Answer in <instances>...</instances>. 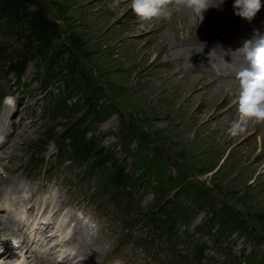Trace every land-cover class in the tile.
Here are the masks:
<instances>
[{"label":"rangeland","instance_id":"374dc122","mask_svg":"<svg viewBox=\"0 0 264 264\" xmlns=\"http://www.w3.org/2000/svg\"><path fill=\"white\" fill-rule=\"evenodd\" d=\"M40 1L49 18L60 26L59 42L72 48L88 77L82 94H95L101 107L111 113L97 121V116L91 113L92 107L82 105L81 100L82 107L73 106L69 117H54L53 112L47 111L49 104L66 99L73 105L80 94L71 97L73 90L69 92L64 77L59 76L49 80L48 90L43 93L40 80L43 72L35 62L29 63L21 83L15 81L13 74L7 78L2 75L0 124L5 122L9 132L7 140L0 135V164H4L0 165V178L8 177L9 182L0 186V230L6 221L13 223L9 230L0 232V264L60 263L56 255L65 250L64 246L42 259L31 249L24 254L22 247H8L9 243L16 245L18 241V217L20 210L29 205L30 194L38 192L31 203L36 210L35 201L40 203L47 190L51 207L55 205L54 208L62 210L52 229L53 242L71 236L70 244L76 252L65 264L179 263L170 252L172 239L167 244L159 240L156 245L146 241L152 232L147 218L141 215L158 205L155 182L159 175L156 174V179L149 174L145 185L146 177L137 171L140 187L130 190L132 197L125 196L118 202L104 193L101 175L89 173L86 163L79 166L62 155L61 138L50 141L39 160H35L30 145L41 142L46 127L57 124L56 131L61 133L78 120L93 126L92 131L101 143L128 163L132 164L137 152L152 156L157 150L163 159L161 175L165 180L178 182L182 176V186L192 187L201 194L203 207L192 205L190 208L196 210L192 218L178 227L181 237L177 239L173 235V242H177L176 248L182 254L191 258L195 243L203 242L204 264H229L232 253L239 261L247 254L264 255V132L245 126V131L230 136L228 128L240 119L241 103L236 96L224 92L219 82L226 78L240 81L243 70L234 72L226 65L218 67L209 61L194 65L189 57L194 51L208 54V50H203L206 43L197 41L193 45L191 37L206 31L205 21L224 13L230 5L224 1L223 8L222 5L208 8L200 22L201 17L190 9L174 4L169 5L170 19L141 20L131 10L130 0ZM209 3L218 4L219 0ZM244 21L235 24L233 30L240 32L246 27V34L254 36L260 29L258 24L264 25V13L258 11L250 21ZM210 33L217 36L216 31ZM261 34L264 35V28ZM233 42L227 37L218 43L217 49H227L228 56L234 57L240 47ZM1 45L11 51L23 46L11 34H0ZM181 68L183 71H179ZM219 70L223 71L219 73ZM215 78L218 80L213 82ZM4 95L15 98L14 106L4 103ZM198 125L205 133L218 128L222 139L231 140L222 142L224 148L214 160H211L216 150L211 147L214 140L208 145L211 152L203 147L189 148L193 146L194 141L188 140L194 131L188 127ZM241 154L247 160L241 159ZM178 185L167 194L165 203L178 196L181 189ZM179 199L183 203L189 201L185 197ZM222 206L244 220L250 237L235 232L228 239L215 240L212 235L217 234L216 225L199 229L211 210ZM84 242L92 247L85 249ZM6 249L12 253L2 254Z\"/></svg>","mask_w":264,"mask_h":264},{"label":"trees","instance_id":"16d2710c","mask_svg":"<svg viewBox=\"0 0 264 264\" xmlns=\"http://www.w3.org/2000/svg\"><path fill=\"white\" fill-rule=\"evenodd\" d=\"M0 34H11L18 38L23 45L16 51L0 46V81L3 80L2 75L3 78H7L13 74L15 81L18 80L21 83L27 73L29 63L35 62L43 72L40 77L44 85L43 93L48 90L46 84L49 80L59 76L64 77L63 82L69 92L73 90V94H69L71 97L74 98L75 93L80 94L73 105L68 104L66 99L56 100L53 105L49 104L47 111L50 114L53 112L54 117L57 115L69 117L72 107L81 105V100H83L82 105L86 103L88 107H92L91 113L97 116V121H102L111 113L110 110L101 107L95 94L88 92L82 94V91L87 87L88 77L72 48L59 42L61 39L60 26L55 20L49 18L40 0H0ZM3 94L4 92L1 95ZM56 127L57 124L46 127L43 138H40L41 142L30 145V150L34 153L36 161L39 160L40 154L50 141L61 138L59 148H61L62 155L65 154V158L76 165L81 166L86 163L89 173L94 172L101 175L100 181L105 190L104 193L118 202L125 196L132 197L130 190L140 187V185L138 186L140 177L135 174L137 171L140 170L143 173L142 176L146 177L143 182L145 185L148 184L147 178H150V175L155 178L156 174L159 175L155 182V185H158V205L155 209L141 215L147 218L146 223L153 233L146 241L156 245L159 240L167 244L172 239L170 252L174 253L178 264H204L202 262L205 258L203 242L195 243V250L191 258L189 255L182 254L176 248L177 242H173V235L177 239L181 237L178 228L180 224L185 223L184 220L189 221L196 211L195 208L190 207L192 205L193 207L197 206L198 209L203 207L201 194L192 187L189 189L182 186L184 182L182 176L178 182L175 180L167 182L164 175H161L164 165L162 156L157 150L152 156H146L141 151L137 152L131 164L127 159L117 157L110 148L105 147L92 131L93 126L84 121L71 122L61 133H57ZM130 166L132 167L129 169ZM179 183L181 189L178 196L165 203L167 194L171 189L179 186ZM183 197L188 198L189 201L183 203L179 199ZM131 219L136 220L134 217ZM215 225L217 234L212 235L210 230L207 231L215 240L216 238L228 239L235 232L245 233L250 237L251 232L245 226L244 220L226 206L212 209L210 217L206 222H203L202 228L199 227V229L211 228ZM182 236L185 237V234ZM230 253H232L231 249ZM229 264H264V255L247 254L239 261L236 254L232 253Z\"/></svg>","mask_w":264,"mask_h":264},{"label":"bare ground","instance_id":"6f19581e","mask_svg":"<svg viewBox=\"0 0 264 264\" xmlns=\"http://www.w3.org/2000/svg\"><path fill=\"white\" fill-rule=\"evenodd\" d=\"M224 1L226 3H228L230 5V7L229 8L225 7V12L218 14L217 17H215L213 19L206 20L205 21L206 27H207L206 31L205 30H203L201 32L199 31L197 34L195 33L191 37V40L193 41L191 43L193 45L196 44L197 41L198 42L204 41L203 43H206V45L203 46V48H205L203 50H208V52H207L208 54H204L203 52L200 53L199 51H194L193 53H191V55L189 57H190V61H192V63L194 65L197 64V63L200 64V63H203V62H206V61L213 62V63L215 62L218 67L220 65H226L227 68L233 69L234 72L241 73V71L244 70L247 67V62H246V60L244 58V55L238 50L237 53H235L234 57H230V56H228V54L226 52L227 49H224L223 51L217 49V48H219L218 47V45H219L218 43L221 40L226 39L227 37H230L235 42V45H238L241 48L246 40H250L254 36H249V35L246 34V30H247L246 27H243L242 29H240V32L233 30V26L235 24H244L245 21H244V18H242V17H240V16L235 14V10L233 8L234 0H224ZM261 4H262V7L260 8L259 11H263V13H264V0H261ZM223 6H225L224 2L222 4L221 8H223ZM257 28H260V29L258 31H255L256 32L255 35L257 33L261 34V30L264 28V25L258 24ZM210 31L211 32L212 31H216L217 32V36L212 35L210 33ZM179 71H183L182 68ZM222 71L223 70H219L218 72L220 73ZM199 78H201V77L197 76V79H199ZM217 80L218 79L215 78V80L213 82H215ZM219 82L222 85V90L224 92L228 93L230 97L236 96L237 98H239V102L238 103L241 102V99H242V96H241V80L240 81L228 80L226 78V79H219ZM215 91L218 92V90H215ZM250 126L251 127H255L257 130H261V131L264 132V121H256L254 119H249L247 121V123H246V127H250ZM188 128H191L194 131L193 137L191 136L190 139L188 140V142L197 141V144L192 142L193 146H189V148L192 147V150H194L195 147H199V148L203 147V148H208V150H210L208 152H211V148H209L210 147V143H211L212 140L215 141L214 143L212 142L214 145L211 146L213 149H216V150H214L215 154L214 155L212 154L213 155V156H211L212 158L210 157L211 160H214L216 158V156L219 155L220 150L224 148V145H222L223 141L224 142L227 141L226 143H230V141H231L230 139H222V137H220V134L218 133L219 131H217L218 128H217V130H213V131L206 132V133H205L203 127L200 126V125H198L196 127H188ZM11 129H12V127H11ZM8 132L9 131L7 130L6 123L2 121V124H0V135L2 133L3 137L7 140ZM3 143H4V141H3ZM0 145H2V144H0ZM208 145H209V147H208ZM183 152H185V151H183ZM239 157L241 159L247 160L245 154H241ZM0 165L4 166L3 163L0 164ZM3 182H6V183H3ZM8 182H9L8 181V177H5V178L3 177V179L0 178V186L6 185ZM42 210H43V206L39 205L38 210H37V215H41L42 214ZM18 218L20 220V217H18ZM11 222L12 221L9 220V221H6L5 223H3V227L0 230V232L3 231V229L5 231L9 230L10 229V225H12ZM49 224L51 225L52 222L49 221L48 225ZM46 226H47V223H46ZM19 241H17L15 243L16 245H13V243H9L8 247L9 248L10 247H16V248L22 247V250H23V248L25 247L24 243L23 242L20 243ZM86 243L87 242L83 243L84 248L85 249H90L92 247V244H90V243L86 244ZM56 245H58V244H56ZM64 248L66 249V247H64ZM1 252H2V254L7 255V254H11L12 250L6 249V250H2ZM35 259H37V258H35ZM67 260L68 259L63 260V261H59L60 262L59 264H65ZM27 263L29 264V262H27Z\"/></svg>","mask_w":264,"mask_h":264},{"label":"clouds","instance_id":"9594fccd","mask_svg":"<svg viewBox=\"0 0 264 264\" xmlns=\"http://www.w3.org/2000/svg\"><path fill=\"white\" fill-rule=\"evenodd\" d=\"M224 0H219L218 4H210L209 0H130L131 10L141 20H151L153 18L170 19L172 12L169 5L174 4L178 7L190 9L196 16H200V22L203 20V13L210 7H220ZM262 7L261 0H234L233 8L235 14L251 20ZM247 62V67L240 75L241 96L244 95L248 85L255 83L257 85L255 92L261 93L259 98L253 96L251 104L252 111H241L240 119L233 121L228 128L230 135L235 136L245 131L246 123L249 119L264 121V35L257 33L250 40H246L241 48L238 49ZM4 103L8 106H14L15 98L6 96ZM74 255L72 250L61 255L60 259L66 254Z\"/></svg>","mask_w":264,"mask_h":264},{"label":"snow or ice","instance_id":"6c2138e0","mask_svg":"<svg viewBox=\"0 0 264 264\" xmlns=\"http://www.w3.org/2000/svg\"><path fill=\"white\" fill-rule=\"evenodd\" d=\"M257 85L255 83H250L242 96L241 99V111L244 112H250L252 111L251 104L254 102L253 101V96L255 95L256 98H259L261 93L255 92ZM264 87V85H262Z\"/></svg>","mask_w":264,"mask_h":264}]
</instances>
